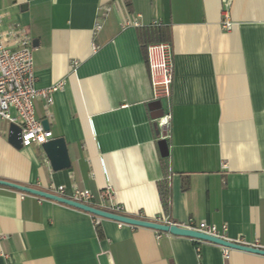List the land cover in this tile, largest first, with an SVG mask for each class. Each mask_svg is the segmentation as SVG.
<instances>
[{
    "label": "crops",
    "instance_id": "1",
    "mask_svg": "<svg viewBox=\"0 0 264 264\" xmlns=\"http://www.w3.org/2000/svg\"><path fill=\"white\" fill-rule=\"evenodd\" d=\"M13 29L37 41V88L65 82L48 121L71 167L53 171L41 146L16 149L0 118V180L111 188L124 216L225 224L227 240L264 249V0H0V33ZM145 43L173 50L172 96L160 107ZM164 111L168 150L153 121ZM36 116L47 119L43 101ZM100 227L103 239L91 214L0 186V264H264L113 220Z\"/></svg>",
    "mask_w": 264,
    "mask_h": 264
},
{
    "label": "built area",
    "instance_id": "2",
    "mask_svg": "<svg viewBox=\"0 0 264 264\" xmlns=\"http://www.w3.org/2000/svg\"><path fill=\"white\" fill-rule=\"evenodd\" d=\"M125 24L129 27H140L138 21H132L130 19ZM223 25L227 31L233 28V23L229 22L228 19H226ZM98 28H100V25H98ZM31 40L27 34H24L18 29L0 33V118L8 121L10 124H16L21 128L23 147L33 145L42 146L54 138L53 133L50 130L46 131L42 121L37 118L36 102H44V109L48 120L51 117L50 109L54 102L53 96L65 88L64 81L42 90L37 88L33 56L35 47ZM147 63L152 87V100L156 102L169 100L172 96L171 89L174 74L172 46L169 43H154L148 45ZM75 66L76 64L72 68H75ZM13 110L17 113L15 117L12 115ZM171 120V114L165 111L161 117L153 120L160 131L159 139L161 141L166 142L171 138ZM46 192L75 203L113 213L114 215H122L124 211V208L114 201L115 195L111 188L95 194L88 189L75 187L68 194L66 187L61 185L51 186ZM38 199L40 201L45 200L40 197ZM91 216L93 215L91 214ZM93 218L96 226L100 225L103 220L102 217L93 216ZM154 222L169 226L177 225L208 236L227 240L225 234L228 227L225 224L222 228L206 222H190L187 225L181 226L172 223L165 217H159ZM117 223L120 226L126 225L120 222ZM164 234L172 235L170 233L157 232L158 238ZM192 240L201 241L197 239ZM235 243L245 245L242 241ZM231 250L223 247L226 256L229 255Z\"/></svg>",
    "mask_w": 264,
    "mask_h": 264
},
{
    "label": "water",
    "instance_id": "3",
    "mask_svg": "<svg viewBox=\"0 0 264 264\" xmlns=\"http://www.w3.org/2000/svg\"><path fill=\"white\" fill-rule=\"evenodd\" d=\"M33 46L34 47L37 46V41H33ZM156 104L159 107L161 106V102L157 101ZM162 115H163V112H160L158 117H161ZM158 117H155V118H158ZM42 124L46 131L50 130L49 121L47 119L43 120ZM21 136H22L21 128L16 124H11L9 141L16 149L23 148ZM162 144L165 145L166 150H168L166 142L162 141ZM41 147L42 149H44L43 151L45 152L53 171L58 172V171L69 169L71 167V159L69 155V150H68V146L64 138L50 139L48 142L44 143ZM0 186L12 188L20 192H23L25 194H31V195H34L40 198L55 201L63 205H67L69 207L92 214L93 216L102 217L103 219L113 220L115 222L124 223L126 225H130L134 227L148 228V229H152L155 231L157 230V232L170 233L174 236H181V237H188L191 239H197V240L217 244L225 248L264 256V249L262 248H258V247L252 248V246L243 245V244L219 239L216 237L208 236L200 232H196L190 229L179 227L177 225L169 226V225L156 223L154 221H146V220H142L138 218L127 217L124 215H117V214L114 215L113 213L102 211V210H99L91 206L83 205L80 203H75L71 200L56 196L46 191H42V190H38L34 188L31 189V187L19 185L16 183L5 181V180H0Z\"/></svg>",
    "mask_w": 264,
    "mask_h": 264
},
{
    "label": "trees",
    "instance_id": "4",
    "mask_svg": "<svg viewBox=\"0 0 264 264\" xmlns=\"http://www.w3.org/2000/svg\"><path fill=\"white\" fill-rule=\"evenodd\" d=\"M160 40L164 41V40H167V39H165V37H164V39H163V37H162V38H160ZM157 42H160V41H157ZM149 45H150V44H149ZM147 47H148V43H145V44H144V48H145V50H146V53H147ZM163 196H164V198L167 199V196H168L167 192H164V193H163ZM96 231H97V233H98L99 238H100V239H103V233H102V229H101L100 225L96 226ZM195 242L200 243V242H198V241H195Z\"/></svg>",
    "mask_w": 264,
    "mask_h": 264
}]
</instances>
